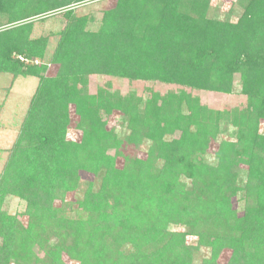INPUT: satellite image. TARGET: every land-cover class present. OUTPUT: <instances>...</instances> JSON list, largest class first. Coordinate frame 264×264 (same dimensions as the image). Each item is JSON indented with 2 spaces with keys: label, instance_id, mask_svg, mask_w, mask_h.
<instances>
[{
  "label": "trees",
  "instance_id": "1",
  "mask_svg": "<svg viewBox=\"0 0 264 264\" xmlns=\"http://www.w3.org/2000/svg\"><path fill=\"white\" fill-rule=\"evenodd\" d=\"M82 1L0 0V72L11 86L19 76L38 78L0 171V264H65L63 253L78 264H191L189 236L229 244L239 263L247 252V264H264V133L234 121L242 148L222 141L207 161L201 146L216 138L222 112L88 87L90 75H106L230 94L238 74L250 117L264 121V0H237L234 20L212 15L210 0H115L95 29L91 16L69 8ZM54 11L67 23L44 61L48 37L30 36L32 18ZM17 55L44 63L25 65ZM113 112L125 136L106 128ZM72 114L89 121L87 129L75 122L79 140L68 137ZM125 146L132 154L119 174L113 150ZM240 152L247 167L236 172ZM79 170L98 180L74 206L66 193ZM7 196L23 201V211H4ZM233 198L243 202L240 217Z\"/></svg>",
  "mask_w": 264,
  "mask_h": 264
},
{
  "label": "rangeland",
  "instance_id": "2",
  "mask_svg": "<svg viewBox=\"0 0 264 264\" xmlns=\"http://www.w3.org/2000/svg\"><path fill=\"white\" fill-rule=\"evenodd\" d=\"M114 1L115 0H87L73 3L69 8H73L76 15L91 16L93 23H90L89 28L95 29L103 11L111 9L114 6ZM209 6V12L212 15L217 14L220 17H223L226 13H229L233 20L241 11V6L238 5L237 0H210ZM231 9L232 12H229ZM62 10L63 9H61V11ZM61 11H54V13L47 14L43 16V19L39 16L32 18L33 26L30 36L33 38L39 36L48 37L44 61H47L54 51L58 42L59 33L67 23V19L59 13ZM2 28L3 26L0 27V29ZM16 58H18L19 61L21 60L25 65H40L44 63L42 59L37 57L26 58L17 55ZM54 70L55 66L53 68L49 67L48 73H53L55 72ZM11 79L9 73L0 72V171L6 161L8 150L17 136L30 97L38 83V78L35 76H19L11 86ZM88 81L89 90L93 93L142 101L147 99H157V101L183 100V102H192L197 106L209 108L212 111L222 112L224 118L222 117L219 121L216 138L211 139L204 147L201 146L202 153L207 158V161L217 157L222 141H230V144L233 145L234 149L242 148L243 145L241 143L235 142V125L232 124L234 121L238 122L241 119V123H249L248 129H252L253 131V129L258 128L259 133H264V121L262 119L256 121L255 118L250 117L247 99L244 95L239 93L240 85L238 74H236L234 78V91L230 94H219L216 92L209 93L205 90L191 89L174 84H165L156 80H129L126 78L106 75H90ZM116 116H118V113L113 112L109 116L104 117L107 124L106 128L109 130L113 127L116 130V134L119 133L117 135L125 136L124 129H119L118 125H115L117 123ZM77 121L80 122L81 129H87L89 127L88 120L85 118H77L72 114L68 137L70 136L75 140H79L81 136V130H78L75 127V122ZM256 124H258V127H256ZM175 135L178 136V132ZM144 147L145 145H141L140 148H136V153L139 157L145 156ZM131 149H133V147H131ZM131 149L125 146L121 147V149L113 150V153L117 156L114 168L116 171L120 172L119 174L123 172L124 166L126 165V155L132 154ZM236 158L239 164L236 165L235 170L236 172L239 170L243 172L247 167L245 164V154L240 152ZM78 176L75 189L66 193V200L70 201L74 206L76 199L82 195L83 190L91 185L94 186L98 180V178L92 173L84 170H79ZM241 176L243 178L238 177L243 180H247L246 178H248L246 177L245 172L241 174ZM247 181L250 183L249 178ZM251 185L253 186V184ZM255 192L256 187L254 186L253 194ZM247 202H249L248 199ZM56 204L58 205L59 203L57 202ZM24 207V202L13 196H7L2 204L3 210L10 214L22 212ZM231 209L235 210V212H237L236 215L240 217L243 214V202L233 198ZM68 211L69 208L67 207L66 212L68 213ZM22 220L25 222L26 218L23 217ZM174 230L179 231L180 228L176 226ZM207 230L210 231L209 226L207 227ZM214 231L218 232L220 229L218 227L215 229V227L212 226V232ZM230 231L234 234V237L242 236L239 227L235 224ZM244 244L245 241H243V245ZM168 245L171 254H174L177 248L175 239H171ZM187 246L191 247L193 250L191 264H235L239 261V258L233 260L235 253L229 244L222 246H220V244L205 246L198 243L197 237L189 236L187 237ZM247 256L248 253L243 252V257L240 260V263L237 262V264H247ZM62 260L65 264H78L77 262L70 260L64 253L62 254Z\"/></svg>",
  "mask_w": 264,
  "mask_h": 264
},
{
  "label": "crops",
  "instance_id": "3",
  "mask_svg": "<svg viewBox=\"0 0 264 264\" xmlns=\"http://www.w3.org/2000/svg\"><path fill=\"white\" fill-rule=\"evenodd\" d=\"M2 102V101H1Z\"/></svg>",
  "mask_w": 264,
  "mask_h": 264
}]
</instances>
